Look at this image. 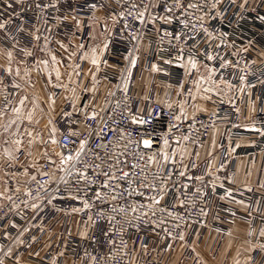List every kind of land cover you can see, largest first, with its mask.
Returning a JSON list of instances; mask_svg holds the SVG:
<instances>
[{
	"label": "snow or ice",
	"instance_id": "snow-or-ice-1",
	"mask_svg": "<svg viewBox=\"0 0 264 264\" xmlns=\"http://www.w3.org/2000/svg\"><path fill=\"white\" fill-rule=\"evenodd\" d=\"M114 2L116 8H113L108 12L107 18L103 24L102 32L100 37L96 34L91 35V40L93 45L91 47H86L84 43H76L72 51H69V46L73 44L70 40L68 45L57 40L59 48L67 54V63L63 58L57 59V56L51 51L50 44L52 42L50 35H44L41 31V26L39 23H34L31 27H26L28 21L22 16V11L30 10L32 5L26 6V0H14V3L20 7L21 11L14 12L8 15L6 18L0 19V32H3L5 37L11 40L12 47L9 50H5L0 46V56L7 58V64H0V68H3L4 73L7 77H13L10 82V86L17 90H23L25 85L30 88H35V84L31 81L32 72H36L38 75L43 73L46 75V82L52 88L62 89L64 96L63 98L68 101L71 105V111L63 112L65 117L71 118L74 114H83L82 120H72L69 119V125L75 123L77 127L75 129L69 127L67 133H61L60 130L55 126L53 118L49 116V123L51 127L48 129V139L45 141L42 135H34L33 131L28 127H24L25 121L28 125L33 123L38 124L39 120L34 119L36 107L35 105L32 110L25 112L24 105L28 101V96L24 95L19 100V106L11 108L12 115L9 116L7 107L0 110V157L4 158V162L8 164L9 167H15L19 162L21 155H27L33 157L34 154L30 150L33 145L39 140L42 144L58 145L60 151L55 154H50L48 148L45 147L42 153H39V159L46 160V165H39L37 159L34 157L27 166L21 165L22 176L26 177L22 183L26 185L23 190L20 187L21 181L17 180L15 186L12 187L8 184L7 180H3L4 185L0 188V210L3 209V201L10 202L9 210H19L20 204L27 209H30L33 215L44 211L45 203L47 205H53V201L58 199L59 188L53 189L51 192L48 190L50 185L53 184H63L65 185L66 191L69 188V180L75 177V187L76 191H68V197L73 200H81L82 208H74L73 212L89 211L92 208V204L89 203L88 199L82 198L79 193L84 192V197L87 196L86 188L92 187L96 184V179L101 175L105 178L99 185L100 189H107V192H102L97 190L94 193L95 199L97 201H115L117 196L123 195L124 189L116 181H127V194L128 196L138 195L144 196L147 203H141L138 206L134 205L130 209H126L121 206L119 209L113 204L112 213H116L117 210L122 215L130 211L133 214L132 219L124 221L130 226L138 227V221L144 220L146 223H151L154 228L161 227L167 222V218L175 220V228L180 229L178 235L174 234L169 228L164 227L163 232L165 238H171L172 241L179 239L184 242L186 239V233L181 229V222L188 224L187 220H184L177 212L174 211L176 207L183 208L185 206V201L181 199L178 205H173V209H167L157 206L161 205V202L165 199L169 189V182L172 180L173 174L176 171L177 164L180 165V170L178 175L180 177H185L187 175L188 166L185 164V157H190L191 153L187 147L188 141L191 139L190 134H184L180 137L175 138L176 147L171 152V144L169 142V137L167 135L162 137L163 146L158 150L153 149L154 139L151 133L147 130L149 124H151L152 119L155 118L154 110L149 108L137 106L134 111L131 104L128 103L130 97L128 96L129 84L132 79V70L136 68L137 62L140 59V52L142 46H144V29L147 25H155L159 22L162 24H172L179 21L181 25V30L178 32H171L165 30L160 36V43L163 44L164 40L170 47L175 48V53L173 59L165 60L166 64L177 63L180 68L184 69V80L181 81L175 90L177 97L176 105L178 106V114L172 112L173 104L171 102L166 103V107L169 110L171 118L177 123L175 125H170L171 127H179V123L183 119L195 120L196 115L199 112H207V109L197 104L196 101H209L212 100L213 96L219 97L220 101H224L223 87H226L229 92H231L236 86L230 81H225L221 75L219 80L217 79L218 73L215 67H211L208 63L201 64L198 56H204L205 61H214L217 56L212 52H205L199 50L200 37L199 33H203L204 42L211 47L212 42L217 41L216 48H227L229 45L225 43L224 37L225 33L220 32L218 29H213L211 26V21L220 19L223 21L225 17V12L221 10V5L224 4V0H108V4H105L103 0H91L88 3V9L90 10L91 16L87 21L89 28L94 27V25L101 19L96 13L109 7ZM230 3L235 5L237 0H230ZM248 5V0H243L240 4L241 9H245ZM0 6L3 9L10 10L13 8V0H0ZM34 7L39 10L40 15L36 17L37 22L43 19L44 32L51 34L52 29L48 27V19L43 14L48 11L49 8L59 9V0H49L48 3L41 4L40 2L35 3ZM163 9L164 15H159V9ZM3 15V13H0ZM71 20H74L75 27L77 31H82L85 21L76 15H71ZM243 19V17H239ZM57 19H61L57 17ZM64 22H67L69 17L65 16L62 18ZM258 19L264 22V15L259 16ZM17 21L19 23L17 24ZM109 21L115 29L117 26L120 28L121 33H126L129 42L132 44L131 49L127 52L125 57L127 64L123 71L119 73L120 83L114 85V91H108L106 93L107 97H114L117 91H122L124 93L125 99L123 101L117 100L115 107L112 108L113 116L116 115V110L119 109V120H115L112 117H106L102 115L107 111V106L109 101L105 99L104 104L99 103L92 105L91 100L96 99L98 94V86L101 80L98 79V73L103 67H112L108 64L105 56L109 53L110 45L113 42L114 33L109 30ZM10 25H16L17 34L13 35L9 31ZM159 32V29H156ZM23 33L25 36L30 37L28 43L21 44L18 38L19 34ZM102 37V38H101ZM183 38V39H182ZM99 41V42H97ZM188 41H193L192 47H188ZM251 41L248 42L243 48H236L235 45H231L234 49L231 52L233 57H236L235 67L240 73L245 72V67H241V53H247L249 51ZM148 48L151 45H147ZM187 49V56H185V51ZM19 51V58L14 54L15 51ZM43 53L47 58L39 55ZM77 57L81 62H87L92 66V68L87 72H82L81 64L77 63ZM221 60L220 67L225 69L227 67L233 66V61L231 59H225L223 56L219 57ZM15 61L16 66L13 67V62ZM29 61L31 64L29 66ZM255 63V61H253ZM23 65V70L21 69ZM64 66L65 71H61V66ZM161 69L153 64L151 66L152 72H159ZM90 77V83H85ZM235 74L232 79H235ZM106 79V77H105ZM241 84L237 91L240 93L241 97L245 94V89L255 87V85H249L247 82L246 75H240L239 77ZM23 81L24 83H20ZM190 84V88H186L185 85ZM3 78H0V87L5 89V100L8 99L9 93L6 91L7 87ZM169 88L172 85H168ZM85 93H90L89 103H86L79 107L78 113V101L81 95ZM19 94V91L16 93ZM251 96V92H248ZM187 97L181 100L180 97ZM145 100L148 99L147 96L144 97ZM229 103H231V98H229ZM156 104L159 106L160 101L157 100ZM48 105L50 111H55L56 105V95L53 93L49 96ZM123 105V106H122ZM193 111H189V108ZM235 108V104H232ZM43 109H41V112ZM239 109L236 108V112L239 113ZM250 111L255 112L254 102L250 105ZM218 116V112L214 113ZM7 120L5 122V119ZM127 119L129 124L140 126V130L137 132L136 139L132 138L131 133L128 131L127 127L123 124V120ZM89 121L96 122V128ZM119 125V127H117ZM107 129V131H105ZM252 131H257L261 136H264V129L256 128L254 125L251 127ZM85 133L87 135H85ZM27 135V147L25 146L24 135ZM109 134L115 136V139L108 141L107 137ZM57 136L60 139H57ZM99 139L102 141L98 145L99 149L103 150L105 156H101L97 151L91 148L92 139ZM69 140L71 142V147L65 144L63 141ZM126 141V143H122ZM183 141V143H181ZM198 143V141L196 142ZM112 147L114 151L108 152L109 147ZM132 147L138 149V151H125ZM202 148L203 145H200ZM215 147V144H213ZM236 147H240L239 144ZM231 151V149H230ZM89 154L91 159L89 160ZM137 157L136 162L129 164L127 157ZM179 156V160H177ZM124 159H121V158ZM143 162V163H141ZM107 164L108 170L97 171L102 168V165ZM127 166L130 170H125ZM198 166V165H194ZM148 167H154L155 171L151 173V178H149V173L146 171ZM224 165H220L217 170L223 168ZM35 169V173L30 170ZM139 169V172L136 170ZM89 171L92 172V176H89ZM119 173V175L117 174ZM143 173V179L139 181L136 177ZM5 176H15L16 173H4ZM207 175L213 176L212 165L209 164L207 169ZM39 177V178H38ZM47 178V179H45ZM187 179H196L202 184L204 183L203 176L192 177L187 176ZM218 176L215 180H219ZM229 183H231V178ZM159 183H156V181ZM215 180L212 182V189L215 190L216 183ZM34 183L35 188L31 187ZM223 187V184L220 185ZM183 188H187V185H181ZM207 187V185H205ZM264 187V185H262ZM141 189H146L147 192L151 193L146 195ZM251 191V189H248ZM35 191L36 195L33 196ZM43 191L45 195H40ZM196 191L202 195H206V192H202L201 188H197ZM13 193L16 195L14 196ZM22 195L27 197V199H21L20 204L16 202V197ZM225 195L231 197L232 193L226 190ZM225 197H221L224 199ZM238 204H243V201H236ZM191 206V205H190ZM54 207V205H53ZM59 211V209H57ZM201 215L207 217L208 213L201 208ZM166 214V216H165ZM105 213L103 210L97 213L98 218L104 217ZM234 216L235 213H232ZM115 220V215H110L108 217L109 223ZM119 223V221H117ZM198 221L192 220V223H197ZM97 221L93 219L91 214L88 215L85 221V229L80 233L82 238H88V228L94 227ZM16 227L15 224L12 225ZM41 233L44 232V227L41 224L39 226ZM30 229L25 226L21 233L14 238H11L10 243L7 248L3 244H0V264H5V259H12L13 264H23L22 257L20 255L14 256V251L17 246H24L25 242L22 238L24 233L29 232ZM122 234V233H121ZM231 235V233H229ZM247 235L251 237L252 232L248 231ZM259 235L264 237V230H261ZM197 239H199V234H196ZM4 238L9 240V235L5 233ZM37 236L33 235L30 237L29 243L27 244L28 249H32V246L37 243ZM109 243L115 248V240L110 239ZM121 243H125L121 241ZM245 244H251L250 240L244 241ZM50 247L51 245H47ZM147 248L146 244L141 245ZM172 244L167 245L166 251H171ZM260 250L264 253V245H260ZM191 251L196 254L197 261L200 259V254L197 251L195 242L191 246ZM255 251L254 247H241L237 249L236 255L233 257V264H253L254 257L251 255L246 256L243 261L240 256L243 252L251 253ZM29 255H34L39 257V251L29 252ZM64 253H58L57 257H54L51 264H56V260L59 256H63ZM87 255V253H85ZM124 255H127L126 244ZM108 259L115 260L116 256L110 255ZM91 264H98L97 257H91ZM260 264H264V257L261 258Z\"/></svg>",
	"mask_w": 264,
	"mask_h": 264
},
{
	"label": "built area",
	"instance_id": "built-area-1",
	"mask_svg": "<svg viewBox=\"0 0 264 264\" xmlns=\"http://www.w3.org/2000/svg\"><path fill=\"white\" fill-rule=\"evenodd\" d=\"M37 0H26V6L32 5L30 10L22 11V16L28 21L26 27H31L34 23H39L41 26V31L44 35H50L52 40L50 48L52 50H57L58 44L57 40L69 42V40L77 34V29L75 27V21L71 20V15H76L82 17L86 22L83 27V32L80 37L83 43L86 45L88 43V25L87 21L90 19L91 13L88 9V3L91 0H59V9L49 8L43 15L48 19V27L52 29L51 34L44 32L43 19L37 22L36 17L40 15L39 10H37L34 5ZM41 4L48 3L49 0H38ZM105 4H108V0H103ZM163 0H161V3ZM243 0H237L235 5L230 3V0H224V4L221 5V10L225 12V17L223 21L220 19L212 20L211 26L213 29H218L220 32L225 33V43L229 45L227 48H216L217 41H213L211 47H209L203 39V33H199L200 43L199 50L205 52H212L216 54L217 58L214 61H205L204 56H198L201 64L208 63L211 67H215L218 73L217 79L223 76L225 81H230L236 88L235 91L240 87L241 81L239 79L240 75H246L247 82L249 85H255L248 90L251 91V97L257 99V109L256 113L248 118L241 111L236 112V108L241 109V100L237 97L235 100L229 101L224 98L221 102L219 97H214L212 105L207 112H199L196 115L195 120L183 119L179 123V127H171L170 125H175L177 122L171 118L169 110L166 107L168 101H160V105L156 104L155 94L158 90L166 89L167 92L172 94L173 89L184 80V69L180 68L177 63L166 64L165 60L173 59L175 48L169 46L167 39L164 40L163 44L160 43L159 36L165 31H171L173 33L181 30V25L179 21L172 24H162L157 23L155 27L152 25H147L144 29V46L141 48L140 59L137 62V66L132 70V79L129 84L128 96L130 99L128 103L131 104L133 110L135 111L137 106L144 107L145 109H153L155 118L152 119L151 124L147 127V130L151 133L154 139L153 149L158 150L163 146L162 137L167 135L169 137V142L171 144L170 152L175 149V138L180 137L184 134H190L191 139L187 143V147H192L193 151L190 158L185 162L188 166L187 175L185 177H180L178 172L180 170V165L177 164L176 171L173 174L172 180L169 182V189L167 196L161 202V205L157 206L167 208L172 210L173 205H178L179 201L183 199L185 201V206L183 208L176 207L174 209L184 220L188 221V224L181 222V229L186 233L187 240H192L196 235L198 229L204 234L206 231L216 232L218 234L219 240H222L226 235L232 232L233 227L238 222L239 219L243 217L241 215L238 203L236 201H243L249 205L250 210L247 219L250 225L247 229L252 232L251 237L247 234V240L251 241L252 247L255 251L251 252L250 255L254 257L253 264H260V260L264 257V253L260 250V245H264V237L259 235L261 228L264 227V194L257 191L255 188H246L238 183V170H237V154L232 152V147L238 143L242 137H247L251 144L247 147H242L241 154L249 155L254 157L258 153H264V136H261L259 132L252 131L251 127L254 125L256 128L264 129V22H261L258 17L264 15V0H248V5L245 9H241L240 4ZM113 8H116L114 2L109 5V7L103 9V11L108 15V12ZM116 10H119L116 8ZM21 11L20 7L14 3L13 8L10 10H4L0 6V19L6 18L8 15ZM159 15H164L163 9L157 10ZM98 13V12H97ZM96 13V15H97ZM68 16L67 22L63 21V17ZM243 17L240 19L239 17ZM60 17L61 19H57ZM19 21H17V24ZM159 29V32L156 31ZM9 31L13 34H17L16 25H10ZM121 30L117 26L115 33L113 35V42L110 45L109 53L106 54L105 59L108 62L115 63L120 70L113 71L106 68H102L99 73V79L106 80L108 84L104 87L102 92L97 94L96 99L91 100V104L95 105L97 103L103 105L105 99L109 101L107 106V111L102 113L106 117H112L115 120H119V109L116 110V115L113 116L112 108L115 107L116 101H123L125 99L124 93L122 91H117L114 97H107L106 93L108 91H114V85L120 83L119 73L125 68L127 61L125 59L127 52L131 49L132 44L127 38V34H120ZM18 38L21 44L28 43L30 37L25 36L20 33ZM183 39V38H182ZM251 41L249 51L247 53H241V67H245V72L240 73L235 67L236 57L231 55L234 50L231 45H235L236 48H243L248 42ZM12 41L5 37L3 32H0V46L5 50H9L12 47ZM151 45L150 48L147 45ZM193 41H188V47H192ZM145 47V48H144ZM187 49L185 51V56H187ZM15 55L20 56L19 51H15ZM220 56H223L226 60L231 59L233 61V66L221 69ZM255 61V63H253ZM0 64H4L0 59ZM31 61H29V65ZM156 64L161 70L159 72H154L153 81V93L149 99L145 100L142 95H138L133 89V80L135 75L142 71H151V66ZM235 74L236 78L232 79ZM106 77V79H105ZM0 78L4 79L6 85H9L6 91L9 93L8 99L5 100V89L0 87V110L7 107L8 112H11V108L15 107L18 99L22 94H31L30 88L25 85L23 90H17L10 86V82L13 77H7L4 73L3 68H0ZM24 83L23 81H19ZM168 85L173 87L169 88ZM186 88H190V84L185 85ZM19 91V94L16 93ZM60 89H54V93L58 94ZM90 93L83 94V98L78 104L79 107L89 103ZM187 98L186 96L184 97ZM235 104V108L232 107ZM123 106V105H122ZM71 111V105L68 101L63 105L62 109L54 113L51 117L55 126L60 130L61 133H67L69 127L75 129L77 125L72 123L69 125V119L72 120H82L83 114H74L73 117L68 118L63 115V112ZM172 112L178 114V108L173 104ZM218 112V116L214 113ZM49 119V115L47 114ZM49 122V121H48ZM96 128V122L89 121ZM123 124L127 127L128 131L131 133L132 138L136 139L137 132L140 130V126L129 124L128 120H123ZM223 127V134L220 137V148L218 151V159L216 164L212 165L213 176L207 175L208 166L206 163L200 161L201 149L207 143L210 134L217 127ZM119 127V125H117ZM107 131V129H105ZM85 135H87L85 133ZM57 139H60L57 136ZM108 141L115 139V136L109 134L107 137ZM47 140V139H46ZM198 141V143H196ZM69 147H71V142L69 140L63 141ZM102 143L99 139H92L91 148L97 151L101 156H105L103 150L99 149L98 145ZM126 143V141L122 142ZM183 143V141H181ZM200 145H203L201 148ZM48 148L50 154H55L60 151L58 145L45 144ZM231 149V151H230ZM125 151H138L132 147L123 149ZM114 149L110 146L108 152L111 153ZM91 155L89 154V160ZM121 159H124L123 157ZM129 164L136 162L137 157L129 156L127 157ZM179 160V156H177ZM30 162L29 156L21 155L19 162L16 166L9 167L6 163L4 165V173H13L15 176H6L8 184L12 187L15 186L17 180L21 181L20 187L23 190L26 185L22 182L24 180L20 179V173L22 172L21 165L27 166ZM46 160H42L40 165H46ZM143 163V162H141ZM224 165L223 168L217 170L220 165ZM198 165V166H194ZM125 170H130L127 166ZM108 170L107 164L102 165L101 169L97 171ZM139 172V169L136 170ZM146 171L149 173V178H151V173L155 171L154 167H148ZM119 175V173H117ZM192 177L203 176L204 183L196 179L189 180L187 176ZM89 176H92V172L89 171ZM218 176L220 179L215 180ZM39 178V177H38ZM231 178V183L229 179ZM47 179V178H45ZM105 178L101 175L96 179V184L92 187H87V196L84 197V192L81 191L79 195L82 198L88 199L89 203L92 204V208L89 211L73 212L74 208H82L81 200H73L68 197V191H76L73 187L75 183V177L70 178L69 188L66 191L65 185L63 184H53L49 186V191L51 192L55 188H59L58 199L53 201V205H47L45 203L44 211L33 215L30 209H27L20 204L21 199H27L21 193L20 196L16 197V202L20 204L19 210H9L10 202L4 201V207L0 210V243L4 239L5 233L10 228L11 224L15 221L21 223V231L27 226L30 231L24 233L22 238L25 242L24 246L19 248L18 253L26 254L27 261L33 262L35 264H51L54 257L58 256V253L63 252L64 255L73 257L75 259H80L81 264H91V257L96 256L98 264H166V255L173 251L175 247L179 244L180 240L177 239L172 241L171 238H165L163 228L167 227L174 234L179 233L180 229L175 228V220L167 218V222L161 227L154 228L151 223H146L143 219L138 221V227L130 226L128 223L124 222L132 219L133 214L128 211L126 214L122 215L117 210L116 213H112L113 204L119 209L123 206L126 209H130L134 205H139L141 203H147L144 196L127 194V181H116L124 189L123 195L117 196V199L113 201H97L95 199L94 193L97 190L102 192H107V189H100L99 185ZM143 179V173H140L136 177L137 182ZM215 180L216 188L212 189V182ZM156 183H159L157 180ZM223 184V187L220 185ZM181 185H187V188L181 187ZM207 185V187H205ZM264 185V183L262 184ZM31 187L35 188L34 183ZM201 188L202 192H206V195H202L196 191L197 188ZM146 195L151 193L147 192L146 189H141ZM227 191L232 193L231 197L225 195ZM15 196L16 194L13 193ZM36 193L33 192L35 197ZM40 195H45L43 191ZM225 197L221 199V197ZM191 205V206H190ZM203 208L207 213V217L201 215L200 209ZM59 209V211L57 210ZM103 210L105 213L104 217L98 218L97 213ZM232 213H235L233 216ZM91 214L93 219L97 221L94 227L88 228V238H82L81 232L85 229V221L88 215ZM110 215H115V220L109 223L108 217ZM166 216V214H165ZM246 218V217H244ZM192 220L198 221L197 223H192ZM119 221V223L117 222ZM43 225L44 232L41 233L39 226ZM122 233V234H121ZM36 235L37 243L32 246V249H28L26 246L29 243L30 237ZM110 239L115 240V248L109 243ZM124 241L125 243H121ZM239 238L236 239V242ZM146 244L147 248L141 245ZM171 243V251H166L167 245ZM126 244L127 255H124ZM47 245H51L48 247ZM45 248L44 253H40V256L29 255V252L40 251ZM87 253V255H85ZM115 255L116 259H108L110 255ZM62 257V256H59ZM58 257V258H59ZM185 258H195V253L188 248L184 254ZM24 264V263H23ZM56 264H61L60 262ZM194 264H196V259H194Z\"/></svg>",
	"mask_w": 264,
	"mask_h": 264
},
{
	"label": "crops",
	"instance_id": "crops-1",
	"mask_svg": "<svg viewBox=\"0 0 264 264\" xmlns=\"http://www.w3.org/2000/svg\"><path fill=\"white\" fill-rule=\"evenodd\" d=\"M97 16L101 17V19L94 25V27L88 29L87 31L88 43L86 44V47L92 46L90 43V40H91V35L93 34V31L95 32V28H96L100 32H102L103 24L105 22V19L107 18V14L103 10L98 12ZM79 18L84 20L82 17H79ZM115 29H113L109 21V30L115 33ZM82 32H83V29L82 31H78L77 34L70 39L73 42V44L69 46V51L73 50V47L76 43H83L80 37V34ZM61 42H63L65 45L69 44V42H64V41H61ZM51 51L57 56V59L63 58L65 60V63L68 62L67 54L64 53L62 49L59 48V45L57 47V50L51 49ZM39 55L43 56L44 58H47V56H45L43 53H39ZM17 57L19 58V56ZM0 59L5 65L7 64L6 57L0 56ZM76 62L81 64L82 72L87 73L92 68L91 65L88 64L86 61L81 62L79 60V57H77ZM108 64L111 65L112 67H107L106 69L113 70V71L120 70V68L115 63L108 62ZM15 66H16V63L14 61L13 67ZM102 68H103V65H102ZM21 69L23 70V65H21ZM61 71L62 72L65 71L63 65L61 66ZM99 73H98V79H99ZM31 81L33 84H35V88L29 87L31 90V94H33V96L36 99H38L39 106H40L39 112L37 115V120H39V123L38 124L33 123L32 125H28V126L24 125V127H30L29 129L33 131L34 135H37V134L42 135L43 139L46 141V139H48L47 138L48 136L46 135L47 133L46 126L49 124L48 122L49 119L47 118V114L49 116H52L54 113L59 112L62 109L63 105L66 103V100L63 98L64 93L62 89H60L58 94L54 93V89H57V88H52L47 84L45 74L41 73L38 75L36 72H32ZM153 81H154V72L142 71L135 75V78L133 80L132 89L138 95H142L143 98L147 96L149 99L153 93L152 92L153 91ZM85 83H90V77L88 81H85ZM107 84L108 82L106 80H102L98 86L99 88L98 93L102 92V90ZM172 89H173L172 94L171 93L169 94L166 89L158 90L155 94V97L157 100H160V101L166 100L168 102H171L178 108V106L176 105V100H177V97L175 94L176 88H172ZM222 89L224 93V98L227 99L228 101H229V98H231V101H233L237 97L241 100L242 104H241L240 111L243 114H245L248 118H251L256 113L257 99L256 98L253 99L251 96L248 95V92H251L250 90L245 89V94L243 95V97H241L240 93L238 91H235L234 89L231 92H229L226 87L222 86ZM53 93L56 95V105H55L54 112L50 111L49 105H48L49 96ZM27 96L29 99L30 95L27 94ZM214 97L215 96H213V98ZM82 98H83V95H81V98L78 101V104L80 103ZM213 98L212 100H209V101H202L198 99L196 103L206 109H209L212 105ZM180 99L183 100L185 98L180 97ZM253 102L255 106V112L250 111V105ZM41 109H43L42 112H41ZM189 111L191 112L193 111V109L190 107ZM11 114L12 113L9 112V116ZM6 120H7V117L5 119V122ZM222 134H223V127L221 126H217L212 131L207 143L201 149V153H200L201 162H204L207 165L216 164L217 159H218V151L220 148V137ZM213 144H215V147H213ZM237 144H239L240 147H236ZM250 144H251V141L247 137H242L238 141V143H236L232 147V152L237 154L238 183L246 188H255L257 191L264 194V187H262V184L264 183V153H258L254 157L241 154L242 147H247ZM43 145L45 146V144ZM25 146L27 147L26 141H25ZM188 149H189V152L192 154V151H193L192 147H188ZM30 150L34 154L33 157H29L30 161L33 160V158L35 157L38 161V164L40 165L43 159H39V153H42L43 151L41 149V143L39 142V140L37 141L35 145L31 147ZM189 158L190 157L186 156L185 161L188 160ZM5 164L6 163L3 161L2 172H3L4 180H6V176L4 175V165ZM30 171L32 173H35V169H31ZM20 179L25 180L27 178L20 175ZM238 206H239L240 213L241 215H243V217L239 219L238 222L235 224L231 232V235L228 234L222 240H219L218 234L216 232L206 231L204 234H202V231L198 229L196 234L197 233L199 234V239H197V236H195L192 240H187L186 238L184 242L180 241L177 247H175L173 251H171L170 253L166 255V264H194V259H196V264H233V257L236 255L238 248L252 247L251 244L244 243V241L247 240L246 234H247V229L250 225V222L247 219L250 207L245 202H243V204H238ZM13 224H15L16 227H13L12 226ZM261 230H264V227H262ZM6 233L9 235L10 239L6 240L4 238L3 241L0 243V244H3L5 248L8 247L11 238H14L21 233V223L19 221L13 222ZM237 238H239L238 242H236ZM193 242H195L197 251L200 254L199 261H197L196 254H195L194 259L184 257L185 251L188 248H191ZM20 247L21 246H17V249L14 251V256L20 255L22 257V262L24 264H35L33 262L27 261L26 254L18 253ZM39 252L44 253L45 248H42ZM248 255H250V253L243 252L240 256V259L243 261V259ZM4 259H5V264H13L12 259L6 258V257H4ZM58 262H60L61 264H81L80 259H75L73 257L66 256V255H63L62 257L57 258L56 263Z\"/></svg>",
	"mask_w": 264,
	"mask_h": 264
},
{
	"label": "rangeland",
	"instance_id": "rangeland-1",
	"mask_svg": "<svg viewBox=\"0 0 264 264\" xmlns=\"http://www.w3.org/2000/svg\"><path fill=\"white\" fill-rule=\"evenodd\" d=\"M93 34H96L98 37H100L101 32H100L98 29L95 28V32L93 31ZM101 38H102V37H101ZM97 42H99V41H97ZM90 43H91V45H93V41H92V40H90ZM91 67H92V66H91ZM45 90H47V89H45ZM24 95H27V93H26V94H22V95L20 96V98H21L22 96H24ZM29 95H30V97H29L28 101H27V102L25 103V105H24V111H25V112L30 111V110H32V108H33L35 105H38V107H36V111H35V115H34V119L37 120V115H38L39 108H40V106H39V101H38V99H36V98L33 96V94H29ZM31 95H32V97H31ZM20 98L18 99L17 103L15 104V107L19 106V100H20ZM11 115H12V114H11ZM11 115H10V116H11ZM25 125L28 126L27 121H25ZM46 127H47V133H46V135L48 136V129L51 127L50 123H49ZM28 128H30V127H28ZM30 130H31V129H30ZM47 138H48V137H47ZM24 139H25V141L27 142L28 137H27L26 134L24 135ZM45 147H46V146H44V145L41 143V149H42V151L45 149ZM3 161H4V158L0 157V188H2V187L4 186V185L2 184V181L4 180V176H3V172H2V163H3ZM3 202H4V201H3Z\"/></svg>",
	"mask_w": 264,
	"mask_h": 264
}]
</instances>
